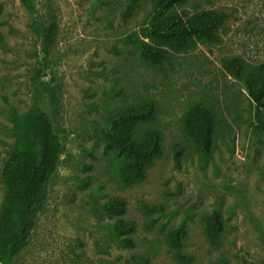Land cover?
<instances>
[{"label":"rangeland","instance_id":"rangeland-1","mask_svg":"<svg viewBox=\"0 0 264 264\" xmlns=\"http://www.w3.org/2000/svg\"><path fill=\"white\" fill-rule=\"evenodd\" d=\"M207 10L227 15L219 41L172 53L155 70L134 43L154 19L153 0H0V212L2 169L15 142L13 114L41 104L40 83L56 90L60 107L47 111L63 143L48 199L14 264H122L134 255L178 264L167 235L182 223L190 232L184 253L197 262L264 264V135L255 129L256 109L244 85L222 65L232 58L250 67L264 63V0H188L177 11ZM48 12L59 32L46 55L41 29ZM149 100L158 107L154 128L163 134V153L144 182L123 187L118 161L104 153L101 127L116 110ZM197 102L216 113L207 156L182 130L186 110ZM176 148L183 152L179 163ZM113 197L128 203L124 219L136 223L134 249L114 243L106 224L117 218L95 212L97 202ZM144 204L165 214L147 215ZM215 210L227 227L218 249L202 224Z\"/></svg>","mask_w":264,"mask_h":264},{"label":"trees","instance_id":"trees-1","mask_svg":"<svg viewBox=\"0 0 264 264\" xmlns=\"http://www.w3.org/2000/svg\"><path fill=\"white\" fill-rule=\"evenodd\" d=\"M187 2L153 0L154 19L143 30V39H134L140 58L151 68L162 70L172 53H187L198 44L219 41V30L227 15L214 10L193 15L178 13L177 10ZM136 7L134 1L128 14ZM58 32L56 15L48 12L47 24L41 29L42 50L46 55L55 46ZM222 65L234 80L244 85L250 103L256 109L255 129L264 135V63L250 67L242 58H232ZM39 94L41 104L28 112H15L12 118L15 142L1 174L5 195L0 212V264H14L15 258L29 245L38 214L48 199L49 183L63 154L62 140L47 111L55 114L60 107L56 90L49 84L40 83ZM157 117L156 102L149 100L116 110L101 127L104 153L111 154L118 161L121 186L131 187L144 182L148 171L161 157L164 138L162 132L154 128ZM216 128V113L203 102L192 104L182 119L184 135L202 156L211 153ZM182 153L176 148V163L180 162ZM89 179L87 177L86 182ZM127 209V201L120 197L97 202L95 206L98 217L117 218L106 224L114 243L125 249H134L137 245L134 239L136 223L124 219ZM142 210L147 215L165 214L161 206L144 204ZM202 224L211 247L220 248L227 229L220 211L205 215ZM189 234L187 225L182 223L168 233L167 245L178 264H202L184 253ZM122 264H151V257L134 255L124 259Z\"/></svg>","mask_w":264,"mask_h":264}]
</instances>
